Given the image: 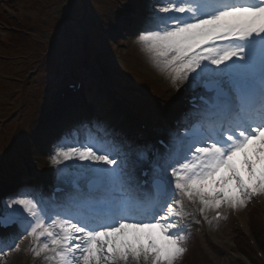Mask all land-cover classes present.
<instances>
[{"label":"rangeland","instance_id":"rangeland-1","mask_svg":"<svg viewBox=\"0 0 264 264\" xmlns=\"http://www.w3.org/2000/svg\"><path fill=\"white\" fill-rule=\"evenodd\" d=\"M30 1L31 6L36 7L37 13L42 8V19L48 18L52 24H55L57 20L66 18V13L70 10V3L73 0H60L54 5L47 4V0H45V5L42 6L41 0ZM107 1L88 0L90 11L88 20L86 19L80 26L69 25L66 30L58 32L56 37L54 36V42L52 41L54 37L51 40L48 39L50 34H46L44 24L46 22L41 20L43 31L38 35L43 40V47L37 48L38 52L40 51L39 57L30 61L32 66H39L40 72L34 75L35 79L31 84L26 83L27 98L25 93L18 96L17 92L20 90L17 86L12 95H0V169L4 172L5 184H9L15 179L26 185L27 182L30 183L32 180L28 178L27 169L24 168L26 164L32 165L41 176L42 172L59 162L60 157L54 154V150L46 154L43 148L41 149L40 143L33 144V133L38 126L40 127L44 123L41 119L39 121L37 119L36 114L42 107L37 101L40 95L45 94L44 91L47 88L49 89L56 84V81H59L61 75L63 78H70L73 73L84 69L87 65L94 79L101 85L106 83L107 88L112 90L117 100L122 99L123 93L126 94L128 101L136 103L135 105L139 104L141 111L146 110L150 117L158 111L157 108L150 110L151 102L158 105L170 99L168 94L165 96L162 91L157 90L159 87L155 84V80L159 79L151 77V74L158 76L166 74L167 68L160 66L159 61L155 58V55L159 53L157 52L160 48L158 43H152L151 39L142 37L140 38L142 40L134 44L126 41L125 47L120 48L115 42L108 39V34L116 35L114 32H110L112 21L118 23L121 14H125L126 18L130 16L127 13V4L132 0H113L112 4H107ZM10 14L12 15V13ZM117 15L119 17H116ZM262 17L264 19V10ZM88 36H90L91 42L89 45H84ZM122 42L124 41L120 40L117 44L121 45ZM0 51V54H3L1 49ZM172 52L175 57L169 59L170 66L177 68V65L184 60L186 52L182 49L176 53ZM17 54L19 60L14 59L12 64L18 67L24 66L22 61L26 60L24 57H28L29 54L23 52ZM33 54L34 52H32ZM72 55L75 56V60L69 58ZM255 55L256 50H253L249 60L241 59L243 69L255 67L253 61ZM11 56L16 58L14 53H11ZM142 56H146L150 60L144 62ZM0 60H4L2 56ZM217 68L223 67L217 65L215 70L212 68L219 75L225 74L227 70L226 65L222 71ZM22 70L19 71L22 72ZM8 74L9 76L5 77L6 80H15L17 77L13 70H8ZM6 75L7 69L0 64V77ZM5 88L0 87V91L3 92ZM14 88L15 86L10 85L6 90L10 91ZM153 93L161 95V101L151 100L148 94ZM8 100H11V106H9ZM263 145L264 135L246 146L240 162H232L228 156H219L213 160L210 157L193 158L174 171L178 181L174 183L175 192H173L174 198L171 199V208L166 211L170 216L162 217V220L155 223V226L150 230L154 243L153 248L161 245L160 247L167 253L166 260L162 264H249L238 250H243L252 257H255V254L258 255L259 250L255 244L245 242L240 239V235H237V226L241 223H238L235 215L238 214L241 217L243 233L248 232L247 223H245L246 217L252 216L256 205L258 207L257 201H263V195L260 193L257 199L249 196L247 189L237 183V169L243 170L244 177L251 181L252 185L259 187L260 176L264 170ZM28 146L30 147L28 148ZM55 150L58 154L63 152L59 146ZM86 153H80L78 156L83 164L95 165L99 162L97 159L93 161ZM122 154H124V160H122V156L117 158L116 160H119L115 162L116 167L120 168L123 179L127 178L131 181V178L135 177L134 172L133 175L130 174L133 165L141 163L142 158L137 156L134 148ZM30 193L29 188H18L17 193L11 194L10 200L14 202L18 196L25 197ZM199 194L206 196L210 203L208 209L198 216L196 225L189 226L187 225L189 208ZM235 200L238 205L236 204L237 207L233 208L231 204L236 202ZM32 207L33 204H28V211L34 212ZM216 211L225 214L224 220L215 231H208L207 219H211L212 214ZM252 221L254 223V220ZM260 221V224L264 223L263 219ZM140 229V226L120 229L118 233L125 237L123 243L117 241L116 234L102 233L89 239L81 250L76 249L77 246H70L71 254L69 256L66 251H60L56 255L46 256L40 264H158L155 258V248L152 249L148 259L142 256ZM27 232L30 233L28 237L31 241L28 244L21 241L8 256L0 260V264H36L34 262L43 254L48 243L40 242L39 234L33 235L32 228H28ZM193 234L197 235L204 245L207 255H209V262L193 259L195 256L192 253V247H190L192 241L188 240L189 236ZM254 235L264 242V231H259ZM70 239L72 242V237ZM239 240L241 246H238ZM216 242L218 245H215ZM261 263L264 264V259Z\"/></svg>","mask_w":264,"mask_h":264},{"label":"trees","instance_id":"trees-1","mask_svg":"<svg viewBox=\"0 0 264 264\" xmlns=\"http://www.w3.org/2000/svg\"><path fill=\"white\" fill-rule=\"evenodd\" d=\"M192 244V243H191ZM190 244V247H192V249H193V251H192V253H193V255L195 256V258H193L194 260H201V256L198 254V249H197V247L194 245V246H192ZM260 246H261V248L264 250V244L263 243H260ZM255 264V263H254Z\"/></svg>","mask_w":264,"mask_h":264},{"label":"bare ground","instance_id":"bare-ground-1","mask_svg":"<svg viewBox=\"0 0 264 264\" xmlns=\"http://www.w3.org/2000/svg\"><path fill=\"white\" fill-rule=\"evenodd\" d=\"M233 189V188H232ZM234 190V189H233ZM235 191V190H234Z\"/></svg>","mask_w":264,"mask_h":264}]
</instances>
